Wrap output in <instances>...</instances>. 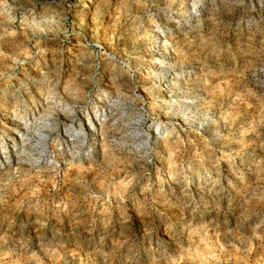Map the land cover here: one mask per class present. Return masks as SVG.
Returning a JSON list of instances; mask_svg holds the SVG:
<instances>
[{
	"label": "rangeland",
	"instance_id": "obj_1",
	"mask_svg": "<svg viewBox=\"0 0 264 264\" xmlns=\"http://www.w3.org/2000/svg\"><path fill=\"white\" fill-rule=\"evenodd\" d=\"M74 1L0 0V264H264V0Z\"/></svg>",
	"mask_w": 264,
	"mask_h": 264
},
{
	"label": "bare ground",
	"instance_id": "obj_2",
	"mask_svg": "<svg viewBox=\"0 0 264 264\" xmlns=\"http://www.w3.org/2000/svg\"><path fill=\"white\" fill-rule=\"evenodd\" d=\"M82 1L83 0H75L74 3H72V4L79 5V3L82 2ZM77 8L78 7H75L73 9H77ZM80 8H81L80 9V12H82L85 9V8H83V6L82 7L80 6ZM158 42H159L158 40H155L153 43H151L152 45L150 44L152 46V49L156 47L155 45H157ZM153 52H154V49H153ZM160 58L161 57H159L158 55H156V56L150 57L149 58L150 61L148 60V62L150 63V65H147V66H148V68L151 69V70H149L150 71L149 74L153 75L155 79H160L161 76H162V74H163V72H162L163 71V67L162 66L161 67L160 66H157L159 64L158 61L160 60ZM164 73H166V72H164ZM154 84H157L154 87H158V89H162V88H160L161 86L158 85L160 83H157V81Z\"/></svg>",
	"mask_w": 264,
	"mask_h": 264
}]
</instances>
